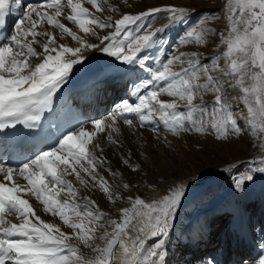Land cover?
I'll list each match as a JSON object with an SVG mask.
<instances>
[{"label": "snow or ice", "instance_id": "1", "mask_svg": "<svg viewBox=\"0 0 264 264\" xmlns=\"http://www.w3.org/2000/svg\"><path fill=\"white\" fill-rule=\"evenodd\" d=\"M13 4L19 7L17 0H0V264H111L117 247L121 264H168L180 210L193 183L203 178L202 172L174 183L159 199L128 197L130 207L120 208L118 218L105 213L67 179L74 176L85 189H98L110 203L124 199L99 172L107 163L100 134L112 146L121 147V118L130 128L138 119L141 127L152 126L157 132L162 123L174 136L190 132L212 135L219 142L246 137L253 156L246 162L226 163L221 172L237 201L257 180H264V0H224L225 28L219 32L208 26L210 20L220 18L215 14L185 29L184 44L212 45L215 54L179 52L165 60L153 59L150 50L163 45L159 33L185 23L186 7H152L113 20L96 14L106 11L108 0H43L28 4L10 30L6 18ZM107 10L118 11L113 5ZM160 13L168 24L156 28L153 24ZM62 19L96 36L99 43H89ZM105 29L109 30L105 35L97 31ZM65 36L79 46L59 43ZM89 49L127 66L120 69L121 78L128 77L125 87L131 86L138 101H122L107 120L90 121L91 129L75 117L61 121L54 109L56 94ZM105 71L96 70L95 75L102 77ZM141 71L148 73L147 78L139 75ZM207 96L212 99L206 100ZM121 159L133 172L139 171V165L130 163V155ZM25 197L34 198L45 214L59 217L71 232L41 219ZM106 226L112 231L97 235ZM205 228L199 226L201 237ZM130 229L137 235H129ZM254 233L255 228L251 233L239 229L237 240L245 242ZM73 239L96 253L95 259L85 260V254L69 243ZM176 239H183V233ZM257 248L262 250L258 260L241 259L238 264H264V224ZM199 264L219 261L209 255Z\"/></svg>", "mask_w": 264, "mask_h": 264}, {"label": "bare ground", "instance_id": "2", "mask_svg": "<svg viewBox=\"0 0 264 264\" xmlns=\"http://www.w3.org/2000/svg\"><path fill=\"white\" fill-rule=\"evenodd\" d=\"M168 1L169 0H108V4L104 5L106 11L103 14H96L101 15V18L112 16L113 20H115L120 18L124 13L137 14L152 7H163V4L169 3ZM108 5L115 6L118 11H108ZM85 6L95 12V9H92L91 5L85 4ZM62 22L72 28L73 31L82 36L89 43H99L96 36L81 32L76 25L67 22V20L62 19ZM167 24V17L163 13L157 14L153 26L159 28ZM174 26L175 25L166 28V30L159 33L158 36H169L170 33L175 31L176 27ZM97 31L100 35H105L109 30ZM59 43H64L69 47L79 46L77 42L73 41L71 37L68 36H65ZM154 51V48L150 50L151 55H154ZM83 55L86 59L82 64L74 66L73 74L69 78L68 83L56 94L54 101L57 102L59 106L61 105L60 108H65L61 110L64 111L63 113L68 114L69 118L75 117L77 119H82L86 122L85 127L91 129L92 125L90 121L96 119L107 120L110 114L116 111L118 106L121 105L122 101L127 100L129 103H136L138 101L137 96L131 91V86L125 87V81L128 77L121 78L120 69L127 66L120 65V62L114 61L113 58L96 49L85 50ZM99 69H106L102 77H97L95 75L96 70ZM139 75L147 78L148 73L141 71ZM112 89L114 90L112 91ZM161 98L168 99L166 97ZM59 118L61 121L64 120V114H62V116L59 115ZM129 118L132 117L129 116ZM135 120L134 123L136 127L132 128L131 131L136 135V129L139 127L142 134L145 135L143 141L134 137L133 140L136 139V141L134 140V144L132 139L133 142L128 141L129 137H127V134L124 137L122 136L123 133H126L122 118L118 121L120 127L118 140L121 147H111V144L107 141L106 135L100 134L103 156L106 157L107 160L105 166L110 168L111 166L117 165L122 168L124 173L123 176L117 173L113 175L112 172H114V170L110 168L112 170L110 172L101 167L99 168L100 175L108 180L113 191L124 199L117 200L115 204L110 203L98 189L87 190L79 184L74 176L67 177V179H73L78 183V189L82 195H87L92 199H96V203L100 208L112 218L119 217L120 208L130 207L127 203L128 197L140 196L147 201L159 199L171 185L179 183L182 180H191V177L195 175L193 171L186 172L182 169L179 162L174 164V162L170 161L168 156L170 155L168 151L169 145H166L169 141L168 135L165 136L163 133L161 134L157 131H153V129H151L152 126L141 127L138 119ZM55 127L56 124L53 123V130H55ZM159 128L162 132L166 130L162 123ZM197 139L198 138L194 136L195 142ZM217 143L219 144V142H216V144ZM124 147L126 150L123 149ZM132 147L134 153L132 152L133 154L130 155L127 149L130 148L131 150ZM223 147L226 148L229 154L228 158L223 154H217L214 149L212 152L217 154V158L215 159H208L206 153L201 152L204 163L196 166V172H202L203 178L198 183H193V186L189 190L187 200L180 210L179 218L176 221L175 234L169 246L168 262H172L173 264H199V259L201 257L215 255L219 264H238L240 260L237 259L241 257V250L245 251L248 248L251 249V253H253L251 260H258L259 258L262 250L257 248L258 239H256V236L260 234V225L264 224V212L260 213L256 210L247 209L245 205L248 201H252V203L258 202L260 206L263 205L264 180H257L258 186L253 191L249 189L245 196L237 201L229 188V180L226 174L221 172V169L226 163H235L244 159L247 160V158L253 156L254 152L251 144L247 142V139H244L241 144L236 141L232 145L224 144ZM2 154L3 153L0 152V155ZM97 154H100L99 151H97ZM129 155L130 163L140 166L139 171L133 172L122 162L121 158H127ZM135 157H138L139 163L134 161ZM4 159L7 161L8 157L5 156ZM241 167H243V164ZM220 174L224 176L222 183L213 180ZM124 184H129L130 187L124 189ZM30 202L33 203L37 215H39L41 219L49 223H54L63 230L62 221H60L59 217H52L45 214L43 212V206L36 202L34 198H30ZM219 203L224 204L226 206L225 210H227V220L225 224H222L221 229V231H223L221 240L222 251L224 249V251L221 252L223 255L218 253V249H216L215 228L213 230V227L219 223L222 217V215L218 216L219 213L216 214L217 212L214 210L216 204ZM238 216L243 218L237 221ZM9 219H13V222H16L12 217H9ZM200 221L206 226L205 233L202 237L199 235V232L193 231V227L196 228ZM212 222L214 223L212 224ZM253 228H255L254 235H251L247 241L239 243L238 251L232 253V261H226L225 252L231 249L228 245V239L226 241L225 238L227 233H235L239 229H245L251 233ZM209 230H211L213 237L207 235ZM70 232L71 230L68 229V233ZM102 233L103 229H101L97 235H101ZM181 233H183V239L177 240L176 237ZM129 235L134 237L137 235V231L130 229ZM72 241L77 240L73 239ZM96 243L100 244L101 247L104 246L103 241L97 240ZM221 255L222 257H220ZM111 264H121V250L118 247L114 250Z\"/></svg>", "mask_w": 264, "mask_h": 264}, {"label": "rangeland", "instance_id": "3", "mask_svg": "<svg viewBox=\"0 0 264 264\" xmlns=\"http://www.w3.org/2000/svg\"><path fill=\"white\" fill-rule=\"evenodd\" d=\"M168 2L169 3L163 4V5L164 6L176 5V6L188 8L190 10L189 16L183 25H180V26L175 25L174 26L177 29L175 28V31L169 34L170 37L167 35L162 36L164 43L159 48H157V49L154 48L155 51H154V55H152V57L153 58L159 57L160 60H165L166 58H168L174 54H179V52H191V51L202 52L208 56L215 54L217 49H215L212 45H209L208 47H199L196 45H186L183 43V37H184L185 29H187L193 25H196L200 21V19H202V18L212 17L213 14H215L216 16H218L220 18L210 20L208 26L215 28L218 32L220 30L224 29L225 28V21L223 19V15L221 12V9L223 8V5H224V0H169ZM111 3L113 4V2H111ZM113 5H115V4H113ZM210 39H212L214 42H218L216 37H211ZM149 63L152 64V61ZM205 99L210 101L212 98L210 96H207V97H205ZM109 104H111V103H109ZM134 121H136V120L134 119ZM159 126H160V124L158 125V127ZM123 127L125 128L126 133H123L122 136L124 137L127 134V137H129L128 138L129 142H131L134 137L135 138L137 137V139L140 141H143V138H145V135L142 134L139 127L136 129V131H137L136 135L133 134L134 132L131 131L132 128L128 127L125 124ZM160 128H159L158 132L161 134L163 133V135H165V136L168 135V137H169V139H168L169 141L167 142L168 144H166V145H169L168 151H169L170 155H168V156L170 158V161L174 162V164H177L179 162L182 169H184L186 172L193 171V173L195 172L194 173L195 175L198 174V172H196V169H197L196 166L198 164L204 163V159L202 157L201 152L206 153V156L208 159L217 158V154H219V153L225 155V157L228 158L229 154H228L226 148L223 147L224 144L232 145L236 141L241 144L244 139H247L246 137L241 138V139L232 138L230 141L219 142V141L215 140L214 136H212V135H200V134H196V133L185 132V133H181L180 136H174L170 132H168L167 130L162 132L160 130ZM194 136L196 138H198L196 142L194 141ZM134 140L136 141V139H134ZM135 141H134V144H135ZM207 142H209V143H207ZM216 142H219V144L218 143L216 144ZM198 143H200V144H198ZM111 147H114V146L111 145ZM123 149L126 150L125 147ZM213 149L216 150L217 154L215 152H212ZM133 150H134L133 147L131 148V150H130V148L127 149V151L129 152L130 155L134 153ZM202 150H204V151L206 150V151L204 152ZM154 151H155V149H154ZM250 158H247V159H250ZM134 161H137L139 163L138 157H135ZM242 161L246 162L247 160L244 159ZM102 168H104L106 171H108V169H109L108 166H103ZM110 168L112 170H114V172L117 173L118 175H120V176L124 175L121 167H118L117 165H115V166H111ZM223 177L224 176L222 174H220L217 177H215L213 180H217L218 183H222ZM69 180H72V183L74 184V186L77 189L79 188V185L75 180H73V179H69ZM129 182H130V180H129ZM257 186H258V182L256 181V183L254 185H252L250 190L253 191ZM93 200L96 201V199H93ZM245 206L247 209H250V210H256V211H259L260 213L264 212V203L262 206H260L258 204V202L252 203V201H248V203H246ZM225 207L226 206L224 204L219 203V204H216V206L214 208L215 212H217L216 214L219 213L218 216L222 215V217L219 220V223L213 227V230L215 228L214 232H216L215 233L216 234L215 244H216V248H218V249L221 247V242H222L221 241L222 240V232H223V231H221L222 224H225L226 220H227V210H225L226 209ZM238 217H239V219H238ZM238 217H237V221L243 218V217L240 218V216H238ZM201 223L202 222L200 221V223L197 224L196 228L193 227L194 232H199V226L201 225ZM213 223L214 222H212V224ZM62 225H63V222H62ZM202 225H203V223H202ZM209 228H210V225H209ZM105 230L108 232L112 231L111 227H107V226L105 229H103V231H105ZM62 231L68 233V228L65 225H63ZM236 233L237 232H235V233L233 232L231 234L227 233V235L225 237L226 241L228 239V242H229L228 245H230V247H231L229 256L226 259V261H232V253L237 252L239 249L238 244L241 242H238ZM207 235L209 237H213L211 230L208 231ZM259 236H260V234H258L256 236V239H258ZM250 240H252V239H250ZM69 243L73 244L74 246L76 245V247L81 252H83L85 254L83 257L85 260H94L95 259V256L97 254L91 252L79 240H77V241L71 240V241H69ZM186 249H188V248H186ZM185 251H188V250H185ZM251 252L252 251L249 248L246 249L245 251L241 250V257H240V259H237V260H241V259H245V258L251 259L253 256L252 255L253 253H251ZM168 264H173V263L168 262Z\"/></svg>", "mask_w": 264, "mask_h": 264}]
</instances>
